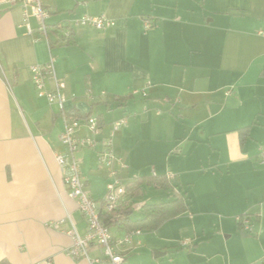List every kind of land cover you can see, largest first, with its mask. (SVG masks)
Returning a JSON list of instances; mask_svg holds the SVG:
<instances>
[{"label":"crops","instance_id":"obj_1","mask_svg":"<svg viewBox=\"0 0 264 264\" xmlns=\"http://www.w3.org/2000/svg\"><path fill=\"white\" fill-rule=\"evenodd\" d=\"M41 2L49 12L48 39L37 30L34 16L24 17L21 4L0 0V261L109 264L95 242L88 245L87 256L69 253L68 230L85 235L87 220L69 196L55 160L56 153H65L59 137L70 111L100 117L95 147L80 148L74 156L81 161L86 190L101 200L108 176L98 152L110 125L125 113L148 115L147 109L158 105L152 98L165 99L161 106L169 114L176 116V110L190 118L170 122L165 117L155 125L157 131L172 129L168 138L156 137L153 147L165 148L159 156L168 163L179 161L182 168L168 169L170 178L156 169L150 176H130L138 172L133 166L141 144L134 132L137 122L126 116L112 146L126 164L120 170L126 187L121 202L130 207L133 221L144 217V205L170 202L176 193L186 198L188 209L154 229H139L131 242L118 247L124 264H256L262 259L264 0ZM84 14L105 16L114 25H71ZM144 17L151 27L144 28ZM67 26L69 40L60 37ZM50 58L56 79L64 83L62 106L40 96L32 81L31 66ZM147 83L145 96L132 94ZM44 87L53 91L54 80L45 77ZM103 108L119 111L106 121ZM154 120L141 124L152 130ZM76 131L90 135L84 123ZM163 180L169 188L162 187ZM144 184L170 193L171 199L145 203L143 214L134 215L131 202ZM239 215L248 216L250 231L236 221ZM126 231L118 224L110 228L113 239Z\"/></svg>","mask_w":264,"mask_h":264},{"label":"built area","instance_id":"obj_2","mask_svg":"<svg viewBox=\"0 0 264 264\" xmlns=\"http://www.w3.org/2000/svg\"><path fill=\"white\" fill-rule=\"evenodd\" d=\"M9 3L18 2L23 7V15L27 17L32 15L38 22L37 30L48 39V29L46 18L49 15L48 10L44 7L41 0H6ZM72 26H92L97 29H103L114 25V21L105 16H94L84 14L71 22ZM152 22L144 17V28L151 27ZM70 26L63 29V34L67 37L70 34ZM32 81L40 96H45L49 102H57L62 106L64 97L61 88L64 83L58 81L55 77L53 58H50L46 64L31 66ZM49 76L55 82V89L48 91L44 87L45 77ZM147 83L142 89H134L132 94L140 92L146 95ZM102 94H104L102 92ZM158 113V112H157ZM126 122V117L120 118L111 123L108 136L103 139L102 149L98 152L99 166L106 170L108 181L106 183L105 195L101 200H94L85 188L84 177L81 171V161L74 156L78 149L94 148L97 140L96 137L101 133L99 120L94 115L84 117L72 116L66 120L64 130L60 134V142L65 147V153H56L55 160L63 172V181L70 197L75 199L77 207L85 215L87 220V232L85 235H79L74 229L68 230L71 235L72 243L69 253L73 257L87 256V247L91 242H95L102 250L103 255L109 264H124V256L118 249L123 244L129 243L134 234L140 233L139 229L127 231L122 237L113 239L110 229L104 225L99 217L100 210L111 211L120 202L126 193V187L122 182L120 170L126 168L125 162L114 154L113 136L116 131ZM85 124L90 132L89 136H78L77 128ZM260 163L264 162V146L259 153ZM168 178L172 174L166 175ZM236 221L243 230L250 231L251 225L247 215H239ZM51 264L50 262H47ZM256 264H264V257Z\"/></svg>","mask_w":264,"mask_h":264},{"label":"rangeland","instance_id":"obj_3","mask_svg":"<svg viewBox=\"0 0 264 264\" xmlns=\"http://www.w3.org/2000/svg\"><path fill=\"white\" fill-rule=\"evenodd\" d=\"M233 92V91H231ZM151 97V96H150ZM139 98L141 97H137V100H140ZM148 100V99H147ZM153 104L154 103H158V105H154L150 106L151 108H148L147 110H150L148 115H143L141 116L142 112L141 110L137 111L136 114H133V112L130 113H125L123 114V117H128V120L130 121H135L137 122V126L134 129V132L136 133L135 136L140 137L138 138L140 140V144H141V152L139 153V156L137 157V163L135 164V166H133L134 168L138 169V172H134V170H132L131 175H133L134 173H138L140 175H145V176H150L152 174L153 169H156L158 171V173H168V169H172L173 165H176L179 168H182V164L179 161H173L171 163H168V160H165L164 156H159V152H161L162 150H165V148H154L153 145L157 144L156 141H154L156 139V137H160V139H166L168 138V133L167 131L172 128H167L166 132L164 131L165 127H160L161 129L159 131H157V129L155 128L156 126H159V120L161 118H168V120L170 122L174 121V120H178V121H185L190 119V118H185L186 114H177L176 110H173L174 115L173 116L171 114H169L168 111L165 110L164 107H162L161 105L165 102H167L165 99L161 100H154V98L151 99ZM161 103V104H160ZM160 104V105H159ZM159 110L160 114L156 115L155 112ZM103 113L105 114V120L108 121L109 119L111 120L114 116L116 111H119L118 108H112V109H105L103 108ZM184 115V117H183ZM154 117L156 118L155 123L152 127V130L150 129V124L145 123V125L143 126L141 123L146 122V118H148V121H150V119ZM115 119V118H114ZM142 126V127H141ZM164 126V125H162ZM123 127V126H122ZM176 130V132H178L179 130ZM118 132V131H117ZM116 132V133H117ZM179 135V134H178ZM165 146V145H162ZM179 151V149H173V151ZM172 156V155H171ZM158 161L159 164L156 166L155 162ZM130 166V164H128ZM132 167V168H133ZM154 167V168H153ZM125 177H128L125 175ZM172 183H178L177 181L175 182L174 179H171ZM185 189H187L189 191V188H187L186 186H184ZM167 199H171V195L170 193L164 191V190H158L156 188H154L151 184H144L141 188V193L138 195L137 198H135L132 202H131V207L133 209V213L134 215H142L143 211H142V205L145 203H148L150 201H163V200H167ZM135 218V216H133Z\"/></svg>","mask_w":264,"mask_h":264},{"label":"trees","instance_id":"obj_4","mask_svg":"<svg viewBox=\"0 0 264 264\" xmlns=\"http://www.w3.org/2000/svg\"><path fill=\"white\" fill-rule=\"evenodd\" d=\"M60 37L69 40L71 37V33L66 37L62 32L60 34ZM88 115L90 114H87L85 116ZM66 116H75V112L70 111L69 113H67ZM99 118L100 117L98 116V120H100ZM246 130V128L241 129V134H244ZM161 185L162 187H170L166 180H163L161 182ZM144 209L146 212L144 217L134 221L130 220V207L124 205L120 200L119 204L111 211H103L101 209L99 217L101 222L106 225L109 229L111 228V226L118 224L124 226L127 231L134 229L148 230L156 228L160 223H162L168 218L177 216L187 211L188 203L183 195L176 193L172 201L159 204H147L144 205ZM0 264L5 263L0 261Z\"/></svg>","mask_w":264,"mask_h":264}]
</instances>
